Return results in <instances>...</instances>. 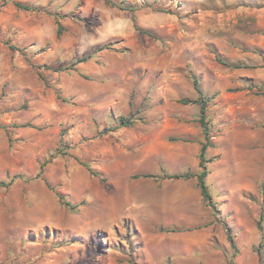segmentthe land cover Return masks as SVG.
<instances>
[{"label":"rangeland","instance_id":"374dc122","mask_svg":"<svg viewBox=\"0 0 264 264\" xmlns=\"http://www.w3.org/2000/svg\"><path fill=\"white\" fill-rule=\"evenodd\" d=\"M113 1L0 0V264H264V0Z\"/></svg>","mask_w":264,"mask_h":264},{"label":"trees","instance_id":"16d2710c","mask_svg":"<svg viewBox=\"0 0 264 264\" xmlns=\"http://www.w3.org/2000/svg\"><path fill=\"white\" fill-rule=\"evenodd\" d=\"M106 2L110 6H116V4L113 0H106ZM15 6L19 9L26 10V11L38 10V8H36V7H33L31 5H27V4H22L21 2H15ZM61 31H62V25L58 22V29H57L58 34H60ZM12 48H13V46H12ZM85 59H86L85 57L81 58L80 61H84ZM233 66L234 67H241L240 65H233ZM261 85L264 86V83H262ZM193 87L198 93H200V89L197 86V80L196 79L193 80ZM184 101H187V100H184ZM193 101L200 106L201 116H200L199 121H200L202 127L204 128V133H205L206 138H207V134H206V130H205V127H206V122H205L206 100L204 99V97L199 96L198 98H196ZM132 123H134V121L130 118H126V117L120 118V126L127 127V126L131 125ZM207 147H208V143H203L201 145L199 155H198L199 156V169H200V171L197 174L194 175L191 171H187L184 173H175V174H171L168 176L169 178H175V179H180V178L181 179H189V178L195 176L197 178L198 186H199L201 195L204 198V200L210 199V195L207 191L208 186L206 184L207 169H206V163H205V161H206L205 155H206ZM143 176L147 177V176H150V174H144ZM59 198H61V196H59ZM258 227H259V229H262L260 222H258ZM227 237L231 243V246L233 247L234 246L233 239H232L230 233H228Z\"/></svg>","mask_w":264,"mask_h":264},{"label":"clouds","instance_id":"9594fccd","mask_svg":"<svg viewBox=\"0 0 264 264\" xmlns=\"http://www.w3.org/2000/svg\"><path fill=\"white\" fill-rule=\"evenodd\" d=\"M109 33H110V35L117 34V33L112 32V31H109ZM79 39H80V41H83L86 39L88 41V46H92V45H95V44L101 42V40L96 35H93L87 31H82L79 35Z\"/></svg>","mask_w":264,"mask_h":264},{"label":"bare ground","instance_id":"6f19581e","mask_svg":"<svg viewBox=\"0 0 264 264\" xmlns=\"http://www.w3.org/2000/svg\"><path fill=\"white\" fill-rule=\"evenodd\" d=\"M123 200L124 201H136L137 200V196L134 193H131V194H128V196L125 199H123Z\"/></svg>","mask_w":264,"mask_h":264}]
</instances>
